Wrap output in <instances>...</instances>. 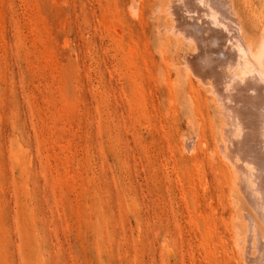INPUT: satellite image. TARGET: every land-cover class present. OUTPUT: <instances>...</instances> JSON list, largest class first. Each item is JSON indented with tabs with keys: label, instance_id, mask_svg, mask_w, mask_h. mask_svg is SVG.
<instances>
[{
	"label": "rangeland",
	"instance_id": "1",
	"mask_svg": "<svg viewBox=\"0 0 264 264\" xmlns=\"http://www.w3.org/2000/svg\"><path fill=\"white\" fill-rule=\"evenodd\" d=\"M159 1L0 0V264H244L264 238ZM232 2L258 45L264 0Z\"/></svg>",
	"mask_w": 264,
	"mask_h": 264
},
{
	"label": "bare ground",
	"instance_id": "2",
	"mask_svg": "<svg viewBox=\"0 0 264 264\" xmlns=\"http://www.w3.org/2000/svg\"><path fill=\"white\" fill-rule=\"evenodd\" d=\"M130 6L136 9L137 5L132 2ZM160 7H166L163 17L165 20L163 24L168 27L164 33L165 39L171 44L173 40L175 48L181 47L183 52L185 48L183 63L179 66L174 63L169 66L176 70H173L175 73L182 72L185 79L182 81H186L185 85H189L191 92L194 91L196 82L197 87L200 90L204 89L214 101L218 121L221 123L220 141L217 140L218 143L215 144V153L218 151L220 153V156H217L219 164L226 168L230 183H238L235 185L244 187L243 192L245 193L244 190H246L249 194L247 195L251 198H247L246 201L250 200L252 206L249 207L247 204L248 208L256 207L257 211L254 215L258 213V218L264 228V30L258 45L250 40L256 36L253 35L254 37L248 39L232 0H169L168 6ZM181 78L182 76L180 80ZM200 92L204 93L203 90ZM185 145H188L187 142L183 146ZM187 148L188 151L192 150H189V146ZM239 191L241 192L240 189ZM244 193L243 196L246 195ZM230 218L232 221L239 220V218L233 219L232 216ZM244 221L247 223L250 220L245 219ZM260 221L257 220V222ZM240 222L242 224V221ZM250 225H247L249 232ZM256 226L257 224L252 225L253 229L249 233V239L247 236L246 242L243 241L246 247H242V240H238L239 243H237L239 244L237 249L242 254L244 264H264V238L261 236L262 229L259 231V227ZM229 227L232 228L230 225ZM236 227L237 236L244 238L239 228L237 230ZM242 228L246 230V226ZM232 230L234 231L233 228ZM236 231H240V234Z\"/></svg>",
	"mask_w": 264,
	"mask_h": 264
}]
</instances>
